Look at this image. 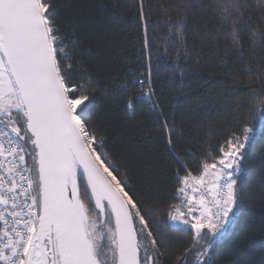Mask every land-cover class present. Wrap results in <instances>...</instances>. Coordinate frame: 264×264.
Returning a JSON list of instances; mask_svg holds the SVG:
<instances>
[{"label": "snow or ice", "instance_id": "obj_1", "mask_svg": "<svg viewBox=\"0 0 264 264\" xmlns=\"http://www.w3.org/2000/svg\"><path fill=\"white\" fill-rule=\"evenodd\" d=\"M138 3L133 23L142 46L132 44L135 58L127 56L121 68L93 57L79 23L64 20L57 0H0V264H220L217 250L245 204L249 152L264 136V0L255 18L247 0H170L162 23H150L145 0ZM127 6L112 0L105 27L126 26L119 9ZM197 8H210L213 28L194 19ZM161 39L164 53L154 56ZM224 42L252 80L254 123L178 125L175 111L169 117L163 108L154 66L175 49L174 72L183 85L190 47L202 52L212 45L219 53ZM125 112L130 119L156 114L152 127L161 129L169 175H160L159 162L154 169L151 161L117 153L109 128ZM130 164L144 173L142 182ZM259 247L264 264V241ZM245 255L229 264H243Z\"/></svg>", "mask_w": 264, "mask_h": 264}, {"label": "trees", "instance_id": "obj_2", "mask_svg": "<svg viewBox=\"0 0 264 264\" xmlns=\"http://www.w3.org/2000/svg\"><path fill=\"white\" fill-rule=\"evenodd\" d=\"M59 4V14L68 22H78L81 28V39L85 41V47H90L93 57L101 61H107L110 67H121L122 61L127 56L135 58L137 49L132 47L133 43L142 46V32L133 23V15L136 13L139 3L133 6V0H125L127 7L119 9L122 21L126 26L108 24V15L111 13L112 0H57ZM175 3V0H171ZM249 8L247 14L253 18L260 14L258 0H247ZM170 0H145V9L149 12L150 23L163 22L161 11L162 6H168ZM211 3V0H209ZM150 5V7H149ZM179 14L173 13L172 19H178ZM193 17L200 24L213 28L216 20L210 8H197L193 10ZM138 19V17L136 18ZM189 24V39H191V29ZM97 30L98 33L97 34ZM101 36H106V40H101ZM245 55L251 46V37L245 38ZM115 41V47H113ZM157 49L164 53V41L161 39L153 46L155 56ZM220 52L217 53L212 45H204L203 51L197 46L195 50L190 49L185 53L187 64L190 65L188 76L181 85L179 73L174 72L175 49L172 55L164 56L158 66H154L153 74L160 84L164 85L163 95L165 103L164 110L169 117L173 111L176 114L178 125L183 123L186 127L192 125L193 121L199 123L208 120L220 129L234 127L237 122L254 123L256 117L252 112L254 101H248L247 88L252 80L243 74L240 62L233 59L234 53L230 51L231 44L228 42L219 45ZM228 49L229 60L223 63V53ZM219 55V59L214 56ZM200 61L197 63V58ZM180 68L186 65L181 63ZM255 68V65H253ZM171 83V87H168ZM245 105H247L245 107ZM159 124L156 114L147 115L138 112L131 119L129 115L120 113L116 124L109 128L110 141L118 138L115 145L117 153L129 159L138 158L141 161H151L153 168L159 162L160 175L167 176L169 166L164 162L166 155L164 146L159 140L158 133L160 127H152ZM201 129H205L200 124ZM206 130V129H205ZM264 155V136L257 139L256 144L249 152L246 166L249 174L247 182L244 184L245 204L242 209L238 225L234 228L230 239L220 245L217 250V258L220 264H229V261L236 258L239 253H247L243 264L249 261L260 260V242L264 241V198L261 197V187L264 185V169L261 168V157ZM191 161V156L188 157ZM133 168V178L137 182L145 179L144 173ZM156 179V177H154ZM161 188L170 190L172 184L167 179L159 180ZM149 203H163L160 201H149Z\"/></svg>", "mask_w": 264, "mask_h": 264}]
</instances>
